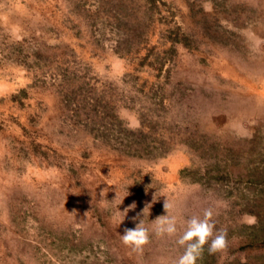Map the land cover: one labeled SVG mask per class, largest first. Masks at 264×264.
Masks as SVG:
<instances>
[{"label":"rangeland","instance_id":"374dc122","mask_svg":"<svg viewBox=\"0 0 264 264\" xmlns=\"http://www.w3.org/2000/svg\"><path fill=\"white\" fill-rule=\"evenodd\" d=\"M208 207L197 264H264V0H0V264H174Z\"/></svg>","mask_w":264,"mask_h":264},{"label":"clouds","instance_id":"9594fccd","mask_svg":"<svg viewBox=\"0 0 264 264\" xmlns=\"http://www.w3.org/2000/svg\"><path fill=\"white\" fill-rule=\"evenodd\" d=\"M146 206L145 209L149 208ZM135 203L129 206V209H134ZM173 204L167 199L164 201V209L166 215L157 217L154 221L153 232L157 237L168 236L172 237L177 234V218L170 214ZM129 209H125L124 217ZM143 211V215L145 212ZM215 210L213 207H208L203 210L202 215H194L187 219L185 228L177 240V244L184 250L174 264H197V261L202 259L205 246L209 255L221 256L228 250V239L226 230H216L214 222ZM139 216V214H138ZM134 220L138 217H134ZM124 220L119 221V225ZM255 222V218L249 219L248 223ZM121 242L124 246L131 249L132 252L142 253L145 245L149 243V229L144 225V219L139 220L134 228H125L124 234L120 235Z\"/></svg>","mask_w":264,"mask_h":264}]
</instances>
